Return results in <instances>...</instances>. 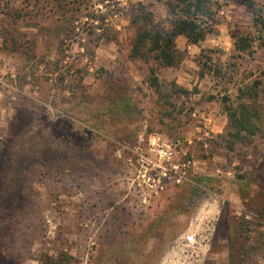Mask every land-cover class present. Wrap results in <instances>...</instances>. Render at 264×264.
I'll list each match as a JSON object with an SVG mask.
<instances>
[{
  "label": "rangeland",
  "instance_id": "1",
  "mask_svg": "<svg viewBox=\"0 0 264 264\" xmlns=\"http://www.w3.org/2000/svg\"><path fill=\"white\" fill-rule=\"evenodd\" d=\"M69 1L0 0V264H264V122L229 136L222 99L263 102L264 10L217 0L159 67L129 53L169 28L162 1ZM153 136L189 167L148 194L134 151Z\"/></svg>",
  "mask_w": 264,
  "mask_h": 264
},
{
  "label": "trees",
  "instance_id": "2",
  "mask_svg": "<svg viewBox=\"0 0 264 264\" xmlns=\"http://www.w3.org/2000/svg\"><path fill=\"white\" fill-rule=\"evenodd\" d=\"M157 1H162L167 8L169 28L166 31H160L151 26L138 28L132 41L129 56L131 58L151 60L159 67H174L181 59V52L176 49L175 38L182 35L188 42L194 44L202 41L210 30V24L215 13L214 5L217 0ZM236 1L248 8L255 9L258 14L264 10V0H261L262 9L256 7L258 0ZM81 3L76 0L67 2V4H72L73 6L77 4L75 10L79 9ZM146 17L148 18L146 15L142 16V18ZM105 36L114 39V35L111 32H105ZM234 44L236 50L241 52L246 51L249 46L246 37H238ZM150 73L152 75L151 86L158 88L154 67H150ZM245 88L246 93L239 95L235 106L226 105L225 99L227 98L222 96V99H224L223 105H225L223 109L228 118L227 126L233 130L231 133L229 132L231 137H239L242 132L246 133V135H253L259 130V124L264 122V99L258 108L252 101L257 96L256 86L251 84ZM253 248H255L253 244L248 246L246 256H249Z\"/></svg>",
  "mask_w": 264,
  "mask_h": 264
},
{
  "label": "built area",
  "instance_id": "3",
  "mask_svg": "<svg viewBox=\"0 0 264 264\" xmlns=\"http://www.w3.org/2000/svg\"><path fill=\"white\" fill-rule=\"evenodd\" d=\"M203 134L208 135L209 131L204 129ZM143 145V146H142ZM179 141L171 142L161 139L159 136L148 138L147 143L138 142L135 152V159L138 164L137 173L146 177L145 189L137 183L140 189L146 193H157L163 190L164 186L174 181L179 183L183 180L189 161L179 162ZM144 147V148H143ZM144 196L143 201H146ZM186 245L193 246L194 235L185 236Z\"/></svg>",
  "mask_w": 264,
  "mask_h": 264
},
{
  "label": "crops",
  "instance_id": "4",
  "mask_svg": "<svg viewBox=\"0 0 264 264\" xmlns=\"http://www.w3.org/2000/svg\"><path fill=\"white\" fill-rule=\"evenodd\" d=\"M190 43V42H189ZM192 45H195L194 43H191ZM176 49L178 50V51H180L177 47H176ZM180 62V61H179ZM214 115H216V114H214ZM219 117H220V114H219ZM212 119V118H211ZM217 119H219V118H217ZM219 121H220V119H219ZM213 127H217V128H220V126L218 125V124H216V123H214V125H213ZM212 132L213 133H215L216 134V132L217 131H214L213 130V128H212ZM161 139H164V140H166L164 137H162V136H159Z\"/></svg>",
  "mask_w": 264,
  "mask_h": 264
}]
</instances>
